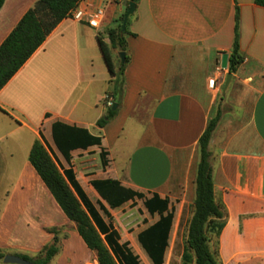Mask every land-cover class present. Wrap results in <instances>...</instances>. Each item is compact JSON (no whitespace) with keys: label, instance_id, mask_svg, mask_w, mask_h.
<instances>
[{"label":"crops","instance_id":"1","mask_svg":"<svg viewBox=\"0 0 264 264\" xmlns=\"http://www.w3.org/2000/svg\"><path fill=\"white\" fill-rule=\"evenodd\" d=\"M37 1L5 0L0 46ZM107 1L83 0L80 6L98 9ZM130 1L114 0L100 29L70 17L63 20L0 91V130L7 131L0 135V158L6 150L11 157L19 153L28 158L19 174L32 176L45 199L54 198L29 162L37 140L62 173L73 170L84 191L87 182L113 179L148 199L154 194L168 199L174 212L165 255V264H170L172 237H177L182 218L196 199L199 140L220 110L209 145L215 199L227 212L219 237L220 260L264 264V7L255 0H140L127 25L130 61L123 94L114 100L119 112L100 128L97 123L107 113L106 98L115 78L98 36L110 43L108 31L117 26ZM237 13L244 61L227 85L228 62L224 81L212 89L209 80L223 55L230 60ZM120 53L113 50L117 71ZM55 123L86 129L101 138V145L70 151L66 157L53 138ZM90 152L99 159L104 177L82 182L73 158ZM91 188L90 200L96 206L102 203L112 216L111 208ZM144 212L156 218L154 223L159 220V215L151 216L145 208ZM138 235L145 264H153ZM121 243L132 250L128 240ZM183 253L184 247L179 261ZM6 255L29 257L12 251Z\"/></svg>","mask_w":264,"mask_h":264},{"label":"trees","instance_id":"2","mask_svg":"<svg viewBox=\"0 0 264 264\" xmlns=\"http://www.w3.org/2000/svg\"><path fill=\"white\" fill-rule=\"evenodd\" d=\"M81 1L38 0L24 15L0 46V91ZM130 2L138 4L140 0ZM255 2L264 7V0H255ZM4 3L5 0H0V10ZM128 9L117 21V26L108 31L109 44L98 36L99 47L106 65L115 78L111 80L114 87L108 96L118 101L124 91L125 69L130 58L126 55L125 64L121 63L117 71L113 62V50L127 52L126 36L129 32L128 29L123 31L122 26ZM238 21L237 13L235 39L229 60L230 73H235L244 61L240 52ZM115 104L118 102L114 101ZM118 112V108L116 110H113V107L108 108L97 125L104 128L118 115ZM220 119L221 111L218 110L210 119L207 129L199 140L200 161L195 182L196 199L192 206V217L187 225L182 264H222L219 255V237L225 225L227 212L215 199L209 152V145ZM53 138L66 157L70 151L101 145V138L90 134L88 130L63 123L54 124ZM102 155L104 156V153ZM29 162L66 217L76 224L77 232L87 248L96 253L98 264H140L139 257L132 252L129 244L121 243L120 234L113 225V218L108 209L102 203L96 206L90 200L72 169L61 172L42 141L37 140L34 143ZM91 185L111 209H118L130 201L142 200L144 208L151 216L159 215L156 223L138 235V241L153 264H165L174 220V212L169 200L161 198L158 194L148 199L142 193L135 192L113 179L94 180ZM58 242V237L55 235L52 244L46 246L36 258L23 257L34 264H51L60 251ZM4 258L5 254L0 252V260Z\"/></svg>","mask_w":264,"mask_h":264},{"label":"rangeland","instance_id":"3","mask_svg":"<svg viewBox=\"0 0 264 264\" xmlns=\"http://www.w3.org/2000/svg\"><path fill=\"white\" fill-rule=\"evenodd\" d=\"M5 131L0 130V135ZM8 142L6 146L10 148L12 145ZM10 153L8 150L3 151L0 158V252L5 254L12 251L36 258L46 246L52 244L56 235L60 251L52 264H98L96 254L81 241L76 224L66 217L55 199H45L42 190L31 180L32 176L19 174L28 158L19 153H13L11 157ZM73 159L77 176L83 177L82 182L104 177L100 161L94 153L76 155ZM84 187L88 197L93 199L90 182L84 184ZM110 211L122 241L128 240L134 253L140 257L141 264H145L137 235L154 223L156 218L144 212L142 201L128 203L123 209ZM191 217L192 207L188 213L185 212L177 237H172L174 249L170 264H182L179 259ZM1 263L3 260H0Z\"/></svg>","mask_w":264,"mask_h":264},{"label":"built area","instance_id":"4","mask_svg":"<svg viewBox=\"0 0 264 264\" xmlns=\"http://www.w3.org/2000/svg\"><path fill=\"white\" fill-rule=\"evenodd\" d=\"M114 0H108L106 5L104 7L98 8V9H89L85 7H81V3L83 0L78 4V6L73 9L69 15L71 19H73L75 22L86 24L90 27H93L95 29H100L103 24L105 23L107 12L112 5ZM227 69L222 68V62L218 64V66L215 68V75L213 78L209 80V86L214 89L217 85L218 81H224L225 72ZM114 100L112 97L107 96L106 98V107L112 108L114 107Z\"/></svg>","mask_w":264,"mask_h":264},{"label":"water","instance_id":"5","mask_svg":"<svg viewBox=\"0 0 264 264\" xmlns=\"http://www.w3.org/2000/svg\"><path fill=\"white\" fill-rule=\"evenodd\" d=\"M129 9L125 15V18H124V22H123V26H122V30L123 31H126L127 30V25H128V20H129V17L131 15H133L137 9V4L134 3V2H131L130 5H129ZM120 58H121V61L123 64H125V59H126V53L125 52H121L119 54ZM228 62H229V56L228 54H224L223 57H222V68L223 69H227L228 68ZM232 79V74L229 73L228 76H227V85L229 84V82L231 81ZM117 109V105H115L113 107V110H116ZM3 262L5 264H34L33 262L23 258V257H20V256H15V255H6L5 258L3 259Z\"/></svg>","mask_w":264,"mask_h":264}]
</instances>
